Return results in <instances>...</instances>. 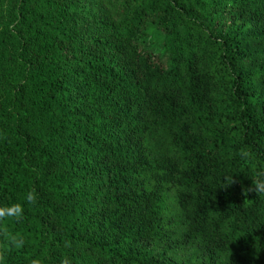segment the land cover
<instances>
[{
  "label": "trees",
  "instance_id": "16d2710c",
  "mask_svg": "<svg viewBox=\"0 0 264 264\" xmlns=\"http://www.w3.org/2000/svg\"><path fill=\"white\" fill-rule=\"evenodd\" d=\"M258 173L264 0H0L4 264H264Z\"/></svg>",
  "mask_w": 264,
  "mask_h": 264
},
{
  "label": "clouds",
  "instance_id": "9594fccd",
  "mask_svg": "<svg viewBox=\"0 0 264 264\" xmlns=\"http://www.w3.org/2000/svg\"><path fill=\"white\" fill-rule=\"evenodd\" d=\"M239 155L242 159L250 158V152L246 149H241ZM234 183L233 178L229 184ZM253 192L257 195H264V173H258L257 177L252 180V184L245 189V194ZM37 193L35 189L29 190L24 197L25 203L34 205L37 203ZM24 204L12 203L9 205L0 206V237L3 240V248L10 250L15 248L17 250L22 249L25 244V240L22 236L12 233L4 225L5 221H22L24 219ZM5 255L4 251H0V264H4ZM30 264H42V260L39 258L31 259ZM61 264H69L67 259H63Z\"/></svg>",
  "mask_w": 264,
  "mask_h": 264
}]
</instances>
